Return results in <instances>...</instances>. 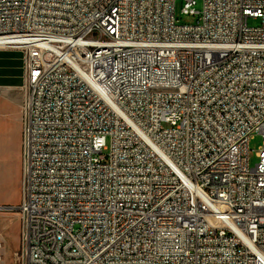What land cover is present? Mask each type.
<instances>
[{
    "label": "built area",
    "instance_id": "obj_1",
    "mask_svg": "<svg viewBox=\"0 0 264 264\" xmlns=\"http://www.w3.org/2000/svg\"><path fill=\"white\" fill-rule=\"evenodd\" d=\"M176 1L0 0L18 264H264V0Z\"/></svg>",
    "mask_w": 264,
    "mask_h": 264
},
{
    "label": "rangeland",
    "instance_id": "obj_2",
    "mask_svg": "<svg viewBox=\"0 0 264 264\" xmlns=\"http://www.w3.org/2000/svg\"><path fill=\"white\" fill-rule=\"evenodd\" d=\"M181 0H177L175 4L176 18L180 24L196 23L198 16H190L181 13ZM197 10H201L202 4L198 3ZM250 25L260 24V20L251 19ZM18 130V129H17ZM17 130L13 125H8L5 128L3 137V147L0 154V206L16 207L21 200V190L19 187V180L14 171L15 156L13 153V144L17 142ZM16 131V135L15 134ZM263 144V138L256 133L251 137L250 147V163L254 166L257 161V152ZM19 232L20 221L17 211L14 210H0V234L3 239V246L0 249L2 263L0 264H18L15 259V252L19 247Z\"/></svg>",
    "mask_w": 264,
    "mask_h": 264
},
{
    "label": "crops",
    "instance_id": "obj_3",
    "mask_svg": "<svg viewBox=\"0 0 264 264\" xmlns=\"http://www.w3.org/2000/svg\"><path fill=\"white\" fill-rule=\"evenodd\" d=\"M23 59L22 53L16 49L0 46V154L3 147L1 137L5 128L13 125L17 130V142L14 141V171L19 180L21 190V149H22V117L23 102ZM16 135V131L15 134ZM19 204V202H18ZM17 204V205H18Z\"/></svg>",
    "mask_w": 264,
    "mask_h": 264
},
{
    "label": "bare ground",
    "instance_id": "obj_4",
    "mask_svg": "<svg viewBox=\"0 0 264 264\" xmlns=\"http://www.w3.org/2000/svg\"><path fill=\"white\" fill-rule=\"evenodd\" d=\"M5 42V39H0V46ZM3 47V46H2Z\"/></svg>",
    "mask_w": 264,
    "mask_h": 264
}]
</instances>
